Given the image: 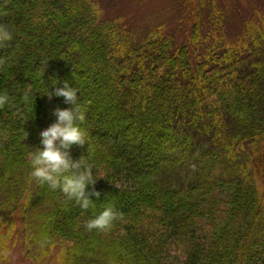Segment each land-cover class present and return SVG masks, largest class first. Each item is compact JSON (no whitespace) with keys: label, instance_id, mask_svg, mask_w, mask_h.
I'll return each instance as SVG.
<instances>
[{"label":"trees","instance_id":"16d2710c","mask_svg":"<svg viewBox=\"0 0 264 264\" xmlns=\"http://www.w3.org/2000/svg\"><path fill=\"white\" fill-rule=\"evenodd\" d=\"M198 1L195 10L208 8L204 19L220 34L199 60L189 47L174 53L171 35L135 43L123 24L96 16V0H0V24L13 37L0 45V92L9 96L0 107L3 252L22 243L30 258L58 249L61 264H264V0ZM208 72L218 87L210 103ZM62 81L86 110L90 147L71 151L87 159L102 193L88 210L30 175V153L55 121L53 110L72 107L42 95ZM162 129L164 139L143 149L145 134ZM186 130L193 140L183 138ZM156 152L173 157L151 163ZM220 166L224 173H210ZM174 173L183 183H170ZM104 203L120 218L88 230Z\"/></svg>","mask_w":264,"mask_h":264},{"label":"rangeland","instance_id":"374dc122","mask_svg":"<svg viewBox=\"0 0 264 264\" xmlns=\"http://www.w3.org/2000/svg\"><path fill=\"white\" fill-rule=\"evenodd\" d=\"M97 4L93 6L94 11L96 12V16L100 19L106 18L107 20H111L117 22L118 24H123L125 26V30L131 33V37L135 43L139 42L138 39H146L148 35H154L155 39L166 40L167 37L165 35L173 36L176 41V47L174 49V53H177L181 48H190L191 57L194 59H204V56L207 54V50L209 47L215 44L216 39L219 37V33L212 29V26L205 21V15L208 16L212 13L209 12V9L204 7L200 11L195 10L196 4L199 2L198 0H96ZM218 6L220 3L223 7H225L226 0H214ZM200 12L202 16L199 17V25L202 26L200 32L195 34L193 26L196 23V15ZM214 15V14H213ZM189 19V20H188ZM238 24L235 21H227L226 29L228 32H234L237 30ZM187 29V30H186ZM153 30V32H151ZM158 33L155 34V33ZM135 35V36H134ZM193 38H196L197 41L194 42ZM230 39V38H227ZM198 43H201L198 45ZM188 50V48H187ZM200 57V58H198ZM199 64H194V68L198 67ZM209 68L205 67V71ZM199 71V70H197ZM28 71L23 73L24 77ZM207 74V72L205 73ZM207 81L204 82L205 87V96L208 98L209 103L215 101V94L218 87L216 86V82L213 83L211 79V73L208 72ZM124 79L122 76L118 78V82H122ZM12 99V98H11ZM231 104V103H230ZM171 126H174L171 124ZM191 137V132L186 130L183 133V138ZM174 138L171 142L173 143L177 149V147H181L179 141H183L184 139ZM145 142H150L149 147L153 144V140L146 139ZM193 143V141H192ZM148 147V150H149ZM196 150V146H193ZM207 148V147H204ZM182 149V148H181ZM180 149V150H181ZM204 149L203 151H205ZM201 151V153L203 152ZM199 153V150H198ZM197 154V151H196ZM174 155L181 156L183 155L182 151L176 150ZM173 157V152L169 154H158L157 152L153 155L150 154L149 161L151 163H164L167 158ZM211 157V156H210ZM180 159V158H178ZM191 163L188 161L185 165ZM193 165L191 169L195 168L196 163L192 162ZM214 163L213 158L211 160L209 157L205 160L206 168H209L208 171L212 170V165ZM216 163V162H215ZM131 166L132 165L130 163ZM137 171L149 173V177H151L154 172H152L153 168L146 167L142 165L136 166ZM224 168L220 166L216 169L215 174L224 173ZM179 173H174L172 178H170V183L174 185H178L181 181ZM217 178V177H216ZM155 180V179H153ZM169 182V181H168ZM187 182V181H186ZM184 182V183H186ZM123 188V186H122ZM106 191V190H105ZM105 193V192H104ZM137 196V195H136ZM140 196V195H139ZM139 196L137 198H139ZM151 199H153L150 196ZM139 215L140 214H136ZM2 227L6 226V223H1ZM21 225L20 220L18 221V226ZM143 225V223H141ZM5 229V228H4ZM63 244V246L70 249L73 245L68 242L58 241ZM22 243L18 244L15 249L9 250V245L7 246V250H2V245L0 243V264H61L59 263V252L58 249L54 251L52 256H50V252H43L42 255L37 259L36 257L30 258L26 256L23 252L24 250L21 247ZM23 250V252H22ZM175 258V257H174Z\"/></svg>","mask_w":264,"mask_h":264},{"label":"clouds","instance_id":"9594fccd","mask_svg":"<svg viewBox=\"0 0 264 264\" xmlns=\"http://www.w3.org/2000/svg\"><path fill=\"white\" fill-rule=\"evenodd\" d=\"M12 39L8 28L0 24V45ZM42 95H46L49 99L62 97L64 103L72 107L53 110L55 121L41 130L40 146L35 147L30 153V175L52 191L59 190L81 209L95 208L96 201L100 200L102 193L95 188L97 181L94 179L92 166L83 156L75 160L71 151L73 146L83 148L86 144L89 145L88 133L82 127L86 122V110L79 103L78 90L67 81L53 82L51 88ZM8 102L7 93L0 92V107ZM107 200L108 194L105 195V201ZM118 218L120 213L114 205L104 203L102 211L87 222L86 228L107 230Z\"/></svg>","mask_w":264,"mask_h":264},{"label":"bare ground","instance_id":"6f19581e","mask_svg":"<svg viewBox=\"0 0 264 264\" xmlns=\"http://www.w3.org/2000/svg\"><path fill=\"white\" fill-rule=\"evenodd\" d=\"M94 89H95V88H94ZM165 132H166V131L163 130V129L157 131V133H156V137H154V136H151V137H150L149 134H145V138H146V139L155 140V141H160V140L164 139ZM141 135H142V137L144 136L143 133H141ZM144 145H145V146H143V149L149 147V143H148V142H145Z\"/></svg>","mask_w":264,"mask_h":264}]
</instances>
